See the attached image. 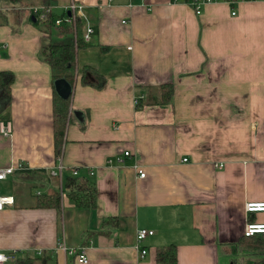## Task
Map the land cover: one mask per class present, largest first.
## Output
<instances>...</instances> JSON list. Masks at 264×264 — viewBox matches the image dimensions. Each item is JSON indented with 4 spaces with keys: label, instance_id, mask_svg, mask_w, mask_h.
<instances>
[{
    "label": "crops",
    "instance_id": "0c3cea01",
    "mask_svg": "<svg viewBox=\"0 0 264 264\" xmlns=\"http://www.w3.org/2000/svg\"><path fill=\"white\" fill-rule=\"evenodd\" d=\"M71 1L84 6L92 33L77 51L56 155L51 70L39 57L46 32L32 8L0 0V72L14 75L0 111L12 124L0 134V168L25 166L0 180L14 198L0 210V252L10 262L24 251L48 253V264H156L157 249L174 244L177 264H233L245 224L264 223L245 211L264 202V0H218L200 14L187 0H54L52 13ZM48 33L54 43L70 38L54 26ZM86 67L104 76L102 88ZM163 83L173 85L170 102L146 103ZM59 164L61 185L69 176L93 183L94 207L65 194L59 209L35 206ZM140 229L153 233L138 243ZM80 246L86 263L68 253Z\"/></svg>",
    "mask_w": 264,
    "mask_h": 264
},
{
    "label": "trees",
    "instance_id": "16d2710c",
    "mask_svg": "<svg viewBox=\"0 0 264 264\" xmlns=\"http://www.w3.org/2000/svg\"><path fill=\"white\" fill-rule=\"evenodd\" d=\"M18 1L21 5L30 7H40L38 11H33V17L44 33L42 43L39 47V57L45 61L51 70L52 76V117L54 128L55 154L59 155L64 138L65 128L69 118V105L71 93L67 97H61L55 89V81L66 80L71 86L74 85L76 75L77 51L87 44L83 41V23L81 18H77L74 31L71 25L62 23L57 28L62 34L70 35L69 41L54 43L49 39L50 28L53 27L57 18L64 17L52 13L51 7L54 0H12ZM48 33V34H47ZM93 69L91 67H86ZM96 76V88L100 89L105 83L103 75L93 71ZM14 75L10 71L0 72V111L9 106L11 102V85ZM83 84H91L84 77L81 78ZM159 95L154 96L148 93L146 103L165 105L170 102L173 95V85L163 83L158 86ZM142 104L139 101L137 107ZM54 179V187L46 193L37 194L35 206L60 208V197L65 194L75 206L79 208H92L96 204V189L87 177L69 176L65 183L59 187L57 178ZM61 189V190H60ZM111 220V219H110ZM111 222L115 225L116 219ZM237 256L232 259L233 264H264V233H255L252 236H242L235 246ZM50 255L46 252L33 254L18 251L14 261L8 264H48ZM177 247L170 244L160 247L156 251V264H177Z\"/></svg>",
    "mask_w": 264,
    "mask_h": 264
},
{
    "label": "built area",
    "instance_id": "2783aa9c",
    "mask_svg": "<svg viewBox=\"0 0 264 264\" xmlns=\"http://www.w3.org/2000/svg\"><path fill=\"white\" fill-rule=\"evenodd\" d=\"M111 1L112 0H107L108 3ZM215 1H218V0H187V3L190 7H192V9L194 10L196 14H200L204 5L215 2ZM226 1H229L230 3L233 2L232 0H226ZM39 9L40 7H33V11H38ZM83 9H84V6L82 4L71 1L65 8L66 15L64 17L55 19L53 26L58 27L62 23H66L68 25L74 26L78 17L81 18L82 20H86ZM122 23H125V21L123 20ZM91 33H92V28L89 26V24H86L84 28L83 38L86 41L89 40ZM144 98H145L144 93L136 95L134 97V104L137 106L139 104V101L144 100ZM11 133H12L11 122L10 121H0V134L4 137H9ZM123 154L124 156L129 155L130 151H124ZM116 160L120 162L122 161V158L120 156H117ZM183 160L186 161L187 159L184 158ZM215 166L217 168H222L223 164L218 163ZM24 168L25 166L21 163H19L17 166H9L6 168H0V180L5 179L8 175L14 173L15 171L23 170ZM61 170H62V165L59 164L57 167L52 168L48 171L49 178H57L59 187H61ZM136 170L138 172V177L145 176V173L142 169H140L139 167H136ZM77 174H78V170L73 169L72 175H77ZM89 174H92V171H89ZM13 202H14V198L12 195H5V194L0 193V210L6 206L13 205ZM245 211L248 214H251V213L264 214V202H248L245 204ZM152 233H153L152 230H146V229L138 230L136 233L137 242L139 243L146 236L152 235ZM255 233H264V223L248 221L245 224L243 235L252 236ZM138 248H139L140 256L144 257L146 253V249L139 245H138ZM68 253L70 255H73L79 263H86L88 261L87 255L85 253V249L83 246H80L76 249H70L68 250ZM10 261L11 259L8 255L0 252V264H8Z\"/></svg>",
    "mask_w": 264,
    "mask_h": 264
},
{
    "label": "water",
    "instance_id": "95a60500",
    "mask_svg": "<svg viewBox=\"0 0 264 264\" xmlns=\"http://www.w3.org/2000/svg\"><path fill=\"white\" fill-rule=\"evenodd\" d=\"M34 21V17H32ZM55 89L61 97H67L71 93L69 83L64 79H58L55 81Z\"/></svg>",
    "mask_w": 264,
    "mask_h": 264
},
{
    "label": "rangeland",
    "instance_id": "374dc122",
    "mask_svg": "<svg viewBox=\"0 0 264 264\" xmlns=\"http://www.w3.org/2000/svg\"><path fill=\"white\" fill-rule=\"evenodd\" d=\"M74 26H75V25H74ZM74 26H72V27H73V31L75 30V29H74Z\"/></svg>",
    "mask_w": 264,
    "mask_h": 264
},
{
    "label": "bare ground",
    "instance_id": "6f19581e",
    "mask_svg": "<svg viewBox=\"0 0 264 264\" xmlns=\"http://www.w3.org/2000/svg\"><path fill=\"white\" fill-rule=\"evenodd\" d=\"M82 21H84L85 22V20H82ZM86 25V24H85Z\"/></svg>",
    "mask_w": 264,
    "mask_h": 264
}]
</instances>
